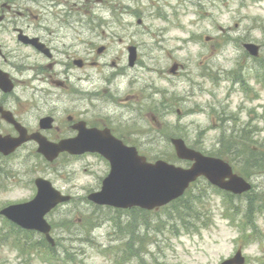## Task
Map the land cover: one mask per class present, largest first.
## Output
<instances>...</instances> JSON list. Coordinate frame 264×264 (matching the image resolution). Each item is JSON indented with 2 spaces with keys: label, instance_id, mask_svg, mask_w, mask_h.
I'll use <instances>...</instances> for the list:
<instances>
[{
  "label": "rangeland",
  "instance_id": "374dc122",
  "mask_svg": "<svg viewBox=\"0 0 264 264\" xmlns=\"http://www.w3.org/2000/svg\"><path fill=\"white\" fill-rule=\"evenodd\" d=\"M15 2L24 7L22 1ZM64 2L63 13L41 17L40 24L48 25L43 35L75 44L76 39L63 38L102 37L104 32L106 39L96 41L109 46L106 59L97 58L95 68L81 73L75 70L80 74L70 80L74 93L73 88L63 91L32 82L34 70L47 61L23 50L20 67L12 69L17 87L9 100L11 108L23 113L33 129L53 111L58 123H66L68 114L93 111V121L107 120L151 159L175 156L171 138L182 137L195 148L236 163L254 185L246 194L253 200L251 207L264 206V173L259 168L264 160V0ZM24 16L17 26L35 25L33 18ZM63 18L91 24L94 29H64L57 24ZM12 27L0 32V41L10 49L16 48ZM247 42L261 46L256 59L244 48ZM130 43L139 47V64L134 68L128 65ZM113 61L119 66H113ZM175 63L181 67L173 75L169 70ZM239 74L234 81L232 76ZM165 98L168 105L161 103ZM52 164L32 144L15 155H0V207L30 197L32 192L25 191L23 184L31 188L38 175L52 178L59 189L76 195L50 216L58 240L55 252L65 256V262L58 258L56 264H220L240 247L247 264H264V212L255 214L253 226L240 237L241 217L249 221L245 196L227 199L202 179L177 202V210L182 205L193 210L181 209L183 222L170 220L167 212L172 208L167 207L140 212L134 218L132 210L118 213L88 200L110 169L104 158L63 155ZM1 220L0 216V224ZM1 233L9 235L6 229ZM22 233L10 238L1 235L0 264H47L40 260L45 257L41 250L28 247L20 255L12 245L14 240L27 247L40 239Z\"/></svg>",
  "mask_w": 264,
  "mask_h": 264
},
{
  "label": "flooded vegetation",
  "instance_id": "af4514ba",
  "mask_svg": "<svg viewBox=\"0 0 264 264\" xmlns=\"http://www.w3.org/2000/svg\"><path fill=\"white\" fill-rule=\"evenodd\" d=\"M15 1H22L23 8H20V6ZM87 1V0H86ZM44 3L43 8L40 12H36L34 14V10L36 8L41 7V5ZM64 0H2L0 3V32L3 30L12 27V31H10L13 35L14 33V43L16 45V48L10 49V47L3 42L0 41V68L4 71H7L12 74V69L17 70V67L19 68V61H21L25 56L23 55V50H26L27 52L31 53L32 55H37L39 58L44 59L47 61V63L41 64L37 66L36 75L40 76L37 78V82L41 85L50 84L51 88H57L62 89L63 91L70 90V88H73V86L70 85V80L72 77L78 78L79 74L81 73L80 70H84L87 68H95L98 64L97 58L105 60V56L109 51V46L105 44H100L104 42H97L96 40H105L106 37L105 33L103 32L102 37H95L94 36H87L85 38L79 37H65L63 39L66 40H74L76 39L77 42L74 44L71 43H63V42H56L55 39L47 38L43 35L42 31L47 30L48 25H42L40 24L41 17H44V14L46 15H54L58 13H63L66 9V6L64 5ZM18 9H21L20 11ZM33 18L34 26L28 24L26 26H17L20 23H23L25 20V16ZM60 23V26L64 29L67 27L71 30L79 29L78 32H80V29L83 27H87L89 29H94V27L91 24H84L83 22L79 20H72L68 19L67 21L63 20L60 22H57V24ZM2 29V30H1ZM58 32V31H57ZM57 32H55V37L57 35ZM89 33H92L91 30H89ZM112 43L113 40H110ZM100 44V45H98ZM129 45H136L133 43L128 44L127 49ZM137 46V45H136ZM102 49V51H100ZM138 49V60L135 66L136 67L139 64V47ZM62 57V58H60ZM65 62V63H64ZM109 63L107 61H104V66H109ZM113 66H119L117 61L112 62ZM75 70H77L78 74L75 73ZM43 74V76H41ZM118 74H115L114 77H117ZM111 81V80H110ZM75 93V86L73 88ZM55 95L59 96V98L62 95H59L58 93H55ZM72 96V95H71ZM5 102L1 103L0 106H4V108H7L8 99L4 100ZM5 104V105H4ZM18 109L16 108V111ZM16 111H13L14 114H16V119L21 122V124L24 126L26 120L23 117V113H16ZM65 112V111H63ZM92 112L89 111H83V112H77L76 114H68L66 117V123H58L57 122V116L52 114H55V112H51L50 114H47L45 116H52L55 121V128L51 129L50 131H57V137L56 139L61 140L65 139L67 137H73L77 135V130L74 128L75 124L78 123H86L89 127H98V128H105L109 127L116 131L118 135L121 137H126V134L119 131V129L115 126L116 130L112 128L111 125L107 122V120H103L102 122H95L93 121L94 115L91 114ZM7 127L6 132L11 131L9 129H13L14 127L12 125L4 126ZM4 127L0 126L1 131H4ZM9 128V129H8ZM31 131V130H30ZM34 132V131H33ZM120 132V133H119Z\"/></svg>",
  "mask_w": 264,
  "mask_h": 264
},
{
  "label": "water",
  "instance_id": "95a60500",
  "mask_svg": "<svg viewBox=\"0 0 264 264\" xmlns=\"http://www.w3.org/2000/svg\"><path fill=\"white\" fill-rule=\"evenodd\" d=\"M0 76L6 79L1 80L0 78L2 88L6 91L10 90L11 86H8V84H11L10 80L5 74ZM173 142L176 145L179 157L197 160L198 165L196 164L192 168L193 171L181 170L162 161L156 164H149L144 157H138L134 149H128L124 146H122V153L120 154L119 148L115 146V144L119 145V143L115 141H111L107 146L108 152L105 154L106 144L103 143L101 138L94 134L89 135L84 147L89 148V150L96 149L101 151L112 162L111 174L105 181L109 193L108 196L110 197L107 199L97 195L94 199L100 203L118 205L121 201H130L132 204H136L141 203L144 199L151 198L150 202L162 204L177 197L188 185V182L195 179L196 173H204L211 181L227 189H233L231 187L233 181H235L234 185L236 184L239 187L241 184L242 189H245L244 183L237 178H233L232 182L225 184L223 182L224 178L231 176L228 171L220 176L213 172H208L205 167H199V163L208 162L211 159L187 149L181 140H174ZM2 143L11 144L10 142H3L0 138V146H2ZM48 149L49 147L45 144H42V148H40L41 151L50 156L54 151H48Z\"/></svg>",
  "mask_w": 264,
  "mask_h": 264
},
{
  "label": "bare ground",
  "instance_id": "6f19581e",
  "mask_svg": "<svg viewBox=\"0 0 264 264\" xmlns=\"http://www.w3.org/2000/svg\"><path fill=\"white\" fill-rule=\"evenodd\" d=\"M235 153H236V156L239 154V152H238V151H236ZM250 163H251V162H249V161H248V162H246V164H247L248 166H251V165H249ZM252 167H253V166H252Z\"/></svg>",
  "mask_w": 264,
  "mask_h": 264
},
{
  "label": "trees",
  "instance_id": "16d2710c",
  "mask_svg": "<svg viewBox=\"0 0 264 264\" xmlns=\"http://www.w3.org/2000/svg\"><path fill=\"white\" fill-rule=\"evenodd\" d=\"M236 147V146H235ZM235 147H233V148H235ZM189 208H187V210H188Z\"/></svg>",
  "mask_w": 264,
  "mask_h": 264
}]
</instances>
